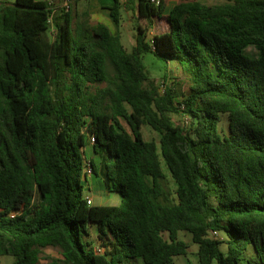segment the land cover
Returning <instances> with one entry per match:
<instances>
[{
	"label": "trees",
	"instance_id": "obj_1",
	"mask_svg": "<svg viewBox=\"0 0 264 264\" xmlns=\"http://www.w3.org/2000/svg\"><path fill=\"white\" fill-rule=\"evenodd\" d=\"M76 1L0 2V255L40 264L42 248L59 246L46 264H176L187 231L200 264H264V0L180 1L151 40L137 23L132 50L104 22L73 27ZM123 8L150 23L164 16V1L115 0L117 25ZM147 52L177 63L189 91H161ZM87 133L119 203L87 201Z\"/></svg>",
	"mask_w": 264,
	"mask_h": 264
},
{
	"label": "rangeland",
	"instance_id": "obj_2",
	"mask_svg": "<svg viewBox=\"0 0 264 264\" xmlns=\"http://www.w3.org/2000/svg\"><path fill=\"white\" fill-rule=\"evenodd\" d=\"M183 0H164V16L162 18H156L153 23L148 22L145 19L136 18L135 14L131 10L122 9V19L120 25H115L112 23V29L118 32L122 36V41L129 50L136 44V26L137 23L148 27L147 38L151 40L153 35L156 33L164 32L169 28V22L167 20V15L171 8ZM208 4H220L227 2L228 0H202ZM74 3V11L76 13V18L73 27L80 23H85L89 19L88 16L82 15L83 10L87 7V1L82 0ZM94 22V20H93ZM75 35L78 32L74 28ZM247 54L253 57L259 55L258 50L255 46L250 45L246 49ZM144 62L149 70L151 78L157 79L161 86V91H164L168 86H176L182 92H188L190 89V81L188 77L182 72V69L174 61H164L152 52H147L144 55ZM164 83V85H161ZM220 122V130L222 133L227 134L230 131V120L227 113H222ZM173 119L176 124L180 126H186L188 124L187 119L180 113L173 114ZM121 124L124 129L132 132V129L125 118H121ZM143 132L145 138L148 140H154L160 143L161 133L155 130L152 126L145 124L143 125ZM85 155L87 158H95L98 173L93 177L91 190H86L88 194L93 197V203L97 204H113L119 203L120 197L115 193L110 192L106 187L105 182V166L106 157L103 152L101 154L95 153L93 149V144L89 142V137L85 135ZM162 165L165 171L171 177L168 170L166 162L162 158ZM90 234L87 236L88 239L93 240L96 245H98V228L95 224H92L89 228ZM210 236L224 240L222 248L227 250L226 235L224 233L215 234L213 231ZM179 238L186 241L189 244L188 253L185 255L175 256L176 264H200L199 263V244L195 243L192 234L187 231H180ZM61 248L59 246H46L41 249L40 253V264H46L51 262L53 259L62 258ZM15 259L14 255H0V264H12Z\"/></svg>",
	"mask_w": 264,
	"mask_h": 264
},
{
	"label": "crops",
	"instance_id": "obj_3",
	"mask_svg": "<svg viewBox=\"0 0 264 264\" xmlns=\"http://www.w3.org/2000/svg\"><path fill=\"white\" fill-rule=\"evenodd\" d=\"M2 1L14 2L15 0H0V2ZM79 1H82V0H77L76 1L77 4H79L78 3ZM86 1H87V4H86L87 7L83 10L82 15L86 16L85 14L88 13L89 21L94 20V22H97V21L104 22L107 25H109L111 29H112V25H111L112 23L117 25L115 21L113 20V17L110 11V7L115 3V0H86ZM63 3H64V0H54V4L56 6L63 5ZM73 8H74V5H73ZM115 33H118V32H115Z\"/></svg>",
	"mask_w": 264,
	"mask_h": 264
},
{
	"label": "built area",
	"instance_id": "obj_4",
	"mask_svg": "<svg viewBox=\"0 0 264 264\" xmlns=\"http://www.w3.org/2000/svg\"><path fill=\"white\" fill-rule=\"evenodd\" d=\"M156 5H161L164 0H151ZM51 3H54V0H50ZM70 0H64L63 6L69 7ZM89 137V142L94 145L96 137L93 134L87 133ZM94 177V169L91 162V159L87 158L84 155V166H83V175H82V184L86 190H91L92 180ZM87 201L89 204H93V197L90 194L86 195ZM16 212H12L10 215L14 216ZM215 234H218L217 231H213Z\"/></svg>",
	"mask_w": 264,
	"mask_h": 264
}]
</instances>
